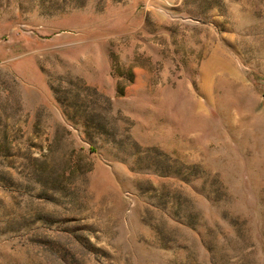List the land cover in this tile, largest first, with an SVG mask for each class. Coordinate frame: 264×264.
<instances>
[{
	"label": "rangeland",
	"instance_id": "1",
	"mask_svg": "<svg viewBox=\"0 0 264 264\" xmlns=\"http://www.w3.org/2000/svg\"><path fill=\"white\" fill-rule=\"evenodd\" d=\"M0 264H264V0H0Z\"/></svg>",
	"mask_w": 264,
	"mask_h": 264
}]
</instances>
